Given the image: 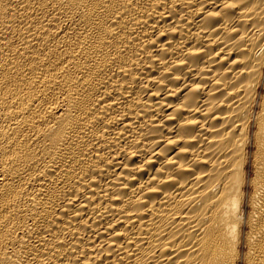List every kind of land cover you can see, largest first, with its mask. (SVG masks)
I'll return each mask as SVG.
<instances>
[{
	"label": "bare ground",
	"instance_id": "bare-ground-1",
	"mask_svg": "<svg viewBox=\"0 0 264 264\" xmlns=\"http://www.w3.org/2000/svg\"><path fill=\"white\" fill-rule=\"evenodd\" d=\"M0 264H264V0H0Z\"/></svg>",
	"mask_w": 264,
	"mask_h": 264
}]
</instances>
